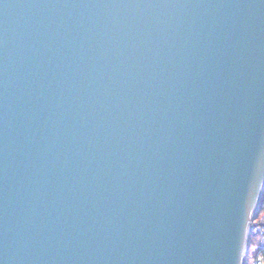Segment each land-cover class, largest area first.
<instances>
[{
	"label": "water",
	"instance_id": "1",
	"mask_svg": "<svg viewBox=\"0 0 264 264\" xmlns=\"http://www.w3.org/2000/svg\"><path fill=\"white\" fill-rule=\"evenodd\" d=\"M264 189V0H0V264H242Z\"/></svg>",
	"mask_w": 264,
	"mask_h": 264
},
{
	"label": "trees",
	"instance_id": "2",
	"mask_svg": "<svg viewBox=\"0 0 264 264\" xmlns=\"http://www.w3.org/2000/svg\"><path fill=\"white\" fill-rule=\"evenodd\" d=\"M259 216L250 230L246 254L249 257L264 258V189L258 204Z\"/></svg>",
	"mask_w": 264,
	"mask_h": 264
},
{
	"label": "built area",
	"instance_id": "3",
	"mask_svg": "<svg viewBox=\"0 0 264 264\" xmlns=\"http://www.w3.org/2000/svg\"><path fill=\"white\" fill-rule=\"evenodd\" d=\"M251 264H264V258L258 256L251 259Z\"/></svg>",
	"mask_w": 264,
	"mask_h": 264
},
{
	"label": "rangeland",
	"instance_id": "4",
	"mask_svg": "<svg viewBox=\"0 0 264 264\" xmlns=\"http://www.w3.org/2000/svg\"><path fill=\"white\" fill-rule=\"evenodd\" d=\"M259 209L257 208V211H256V218L254 219V221H253V223L258 219V218H260V216H259ZM253 257H249L248 255H247V259H248V261H251V259H252Z\"/></svg>",
	"mask_w": 264,
	"mask_h": 264
},
{
	"label": "bare ground",
	"instance_id": "5",
	"mask_svg": "<svg viewBox=\"0 0 264 264\" xmlns=\"http://www.w3.org/2000/svg\"><path fill=\"white\" fill-rule=\"evenodd\" d=\"M242 264H251V261H248V259H247V254L246 253L244 255L243 263Z\"/></svg>",
	"mask_w": 264,
	"mask_h": 264
}]
</instances>
